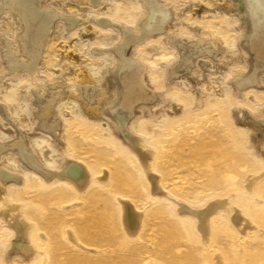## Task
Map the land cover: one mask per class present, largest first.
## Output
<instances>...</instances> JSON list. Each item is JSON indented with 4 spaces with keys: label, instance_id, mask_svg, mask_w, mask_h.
Returning <instances> with one entry per match:
<instances>
[{
    "label": "rangeland",
    "instance_id": "rangeland-1",
    "mask_svg": "<svg viewBox=\"0 0 264 264\" xmlns=\"http://www.w3.org/2000/svg\"><path fill=\"white\" fill-rule=\"evenodd\" d=\"M158 2L169 11L167 23L130 48L152 102L133 109L123 135L137 136L150 152L147 164L157 175L160 195L153 194L133 152L111 130L114 110H102L118 93L111 84L114 47L125 32H137L143 1L45 0V11L77 21L53 22L33 72L23 68L30 61L22 46L25 28L22 32L14 15L0 14L1 144L22 139L51 171L72 159L91 172L87 187L77 191L65 181H44L8 156L5 168L18 173L20 182L0 195V264H264V68L255 85L245 90L235 85L253 64L243 35L249 28L243 5ZM8 53L20 70L10 68ZM100 95L105 100L97 106ZM54 126L57 140L45 130ZM120 199L141 212L134 234L123 228ZM216 199L240 210L249 229L235 228L218 207L204 241L190 217L175 210L176 201L206 208ZM7 219L26 223L35 250L27 259L12 256L27 246ZM14 237V250H4Z\"/></svg>",
    "mask_w": 264,
    "mask_h": 264
},
{
    "label": "bare ground",
    "instance_id": "bare-ground-1",
    "mask_svg": "<svg viewBox=\"0 0 264 264\" xmlns=\"http://www.w3.org/2000/svg\"><path fill=\"white\" fill-rule=\"evenodd\" d=\"M44 1L45 0H3L2 3H0L1 4L0 14L6 13V15L7 14L8 15L12 14V16L14 15L19 22L21 31L22 29L25 28L24 35L23 37H21L24 40L22 46L24 50L27 51L26 53L28 54L30 61L26 65L24 63L23 68L26 70H29V72L30 71L33 72V70L35 69V65L39 58V53L41 49L45 47V44H47L48 42L49 31L51 29L53 22L58 19H64L65 21H67L68 25H70L69 23H73L71 25H74L75 22L77 21V19L75 18H64L61 15L54 14L55 12L52 13V12L45 11L46 8L44 10V7H43ZM93 1L95 2L96 0H93ZM142 1L145 6V14H144L145 16L141 20L142 22L139 23L137 32L132 34V33H126L125 31H123L122 33L125 32L124 33L125 35L121 37L120 41L114 47V53L116 55V61H117L116 63L117 65L115 66L117 68L114 69L115 71L113 75L111 76L112 82L111 81L110 82L111 84H115V85L117 84L118 93L117 95L115 94L116 95L115 101L110 100L113 103H111V105L108 104V106L105 108H102V110L104 111V114H108L109 111L114 110V112H112L114 114L110 115L111 121L109 123H110L111 130L117 133L118 138L122 139L126 143L128 148L133 152L138 163L140 164V166H142L141 170H143L144 175L147 177L153 194L160 195L163 193V191L158 186L157 175L155 174V172L151 170L150 166L147 164V161L150 159V152L147 151V149L141 147L142 144L140 142V139L131 133L133 131L130 130L131 131L130 132L128 130L131 134H129L128 136L123 135L124 133L127 134V132H125L124 129L127 128L126 122L128 118L133 114V109H135L138 104L149 101V98H150L149 97L150 94H148V92L144 90L143 87L140 85L139 78H138L139 67L135 64V61L133 62L130 56L131 45L135 41L142 39L143 37L145 38L147 36H150L152 34L162 31L163 27L165 26V24L167 23L169 19L168 9L164 5H161V3L158 2V0H142ZM238 2L240 5H243V14H242L243 20H245V18L247 17L248 22H249V28L244 30L243 35L246 36L244 40L246 39V42L248 44L247 49H249L251 53H249V51L247 52L248 54H252L251 56H252V59L254 60L253 62V60L251 59L253 64H252V68H251L252 70L250 72V75L245 76L243 78L237 77L234 80L235 85L237 86L239 90H245L248 86H251L254 83H256L257 71L264 68V0H238ZM6 57H7V60H8V63L11 69L14 68L16 70L17 69L20 70L19 67H21L22 65L21 66L18 65L19 66L18 67L16 64V67H15L14 65L16 61L13 59V56H11L8 53ZM87 79L88 78L86 77V74H85V76H83V80H87ZM87 87H84L83 92L87 94L85 97H87L88 99V97L90 98L92 94L90 93L89 95V92L87 93ZM117 88L115 90H117ZM90 92H91V89H90ZM112 99L114 98L112 97ZM102 100H105L103 95H100V98L99 96L98 98H96L97 106L100 104V102H102ZM90 102L91 101L87 103L89 104ZM149 102H152V99ZM95 107L93 108V111H96V109H98ZM99 110L100 109H98L97 112ZM97 112H94V115H98ZM56 127L55 126L54 128L46 127L45 129L46 132L50 134V137L53 140H57V136L54 134L55 132L54 130H56ZM14 134L15 133L13 132V135ZM18 135H19V132H18ZM14 137L15 136L11 138H14ZM6 142L7 141H5V144ZM27 142H24L21 139V140H16L12 142V144H9L7 146L4 143H3L4 145L1 144L0 142V167L2 168L4 167V169L0 168V195L2 194L4 190H6L4 188H7L10 185L19 184L18 182H20L18 173L5 168L7 167L5 165V161L9 155H13L17 159V161L20 164V167L24 166L25 168L31 170L32 172L37 173L40 176V178H42L46 182H50L51 180L65 181L67 184L71 186V188L74 187L77 191H82L87 187L89 178L91 176L90 175L91 172L90 170H87L83 166V164L75 162L74 160L72 161V159L71 160L66 159L59 169L51 171L47 169V166H45L43 163H41L40 161L38 162L36 159L33 158L32 155L34 154H31L30 153L31 151L27 149V145H26ZM31 150L35 151L34 148ZM34 151H32V153ZM99 177L101 181L103 180L106 181L104 173L102 174V176L99 175ZM120 200L121 201H119V203L121 207V223L123 225V228L127 230L126 232H129L130 235L134 234L137 232V229L139 228V223L141 220V212L135 210L128 201L124 199H120ZM215 201L216 202H213V205L211 207H209L210 206L209 203L207 204L208 207L206 208H205L206 205L203 204L205 205L203 207L204 209L202 207L199 208L198 206L196 207L190 206L184 201H178V202L176 201L175 210L179 214H183L184 216L190 217V219L193 222L195 231L197 232L199 238H201L204 241L208 240V228H209L210 215L218 207H223L226 209L227 217L235 228H238L241 232L242 231L244 232L247 229H249L251 225L249 224L247 220L245 222V217L241 214L240 210L235 209L232 204L229 206L227 202H225L226 200L216 199ZM133 218L136 219V222H135V219ZM6 221L8 222V219ZM8 224L9 226L12 225L11 227L15 231L14 233L15 237L18 236L19 233L22 234L23 238L26 239V243H25L26 245L23 243L22 244L27 247L21 248L20 247L21 245H19L17 246L18 248L19 247L21 248L19 253H14L13 243L17 239L14 237V238L9 239L8 245H6L4 250L8 249L9 247L13 250H10L9 251L10 254L8 255H11L14 253L15 255H12V256H17V257L24 258V259H27L28 257L32 256L35 250L31 248L30 246L31 244L30 245L28 244L29 240L27 238V234L24 229L26 226V223L21 220L19 221L13 220V223L10 224L8 222ZM19 226H21L22 231L18 228ZM69 239L74 241L76 244L83 246L73 236L69 237ZM18 244H21V243H18ZM18 248H15V251L16 249L18 251ZM22 251H24L28 255L26 254L27 255L26 256Z\"/></svg>",
    "mask_w": 264,
    "mask_h": 264
}]
</instances>
